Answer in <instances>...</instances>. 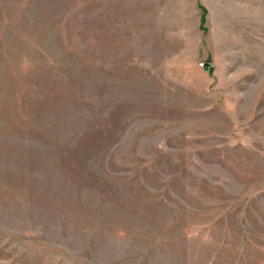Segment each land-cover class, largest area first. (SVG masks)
<instances>
[{"label":"rangeland","instance_id":"obj_1","mask_svg":"<svg viewBox=\"0 0 264 264\" xmlns=\"http://www.w3.org/2000/svg\"><path fill=\"white\" fill-rule=\"evenodd\" d=\"M0 264H264V0H0Z\"/></svg>","mask_w":264,"mask_h":264},{"label":"water","instance_id":"obj_2","mask_svg":"<svg viewBox=\"0 0 264 264\" xmlns=\"http://www.w3.org/2000/svg\"><path fill=\"white\" fill-rule=\"evenodd\" d=\"M210 65H211L210 63L206 62V63L203 64V67H204L205 70H209Z\"/></svg>","mask_w":264,"mask_h":264}]
</instances>
